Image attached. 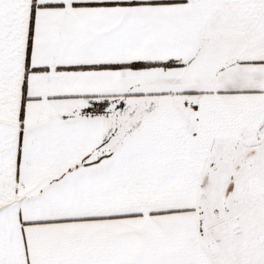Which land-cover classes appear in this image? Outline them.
Here are the masks:
<instances>
[{
	"label": "snow or ice",
	"instance_id": "obj_1",
	"mask_svg": "<svg viewBox=\"0 0 264 264\" xmlns=\"http://www.w3.org/2000/svg\"><path fill=\"white\" fill-rule=\"evenodd\" d=\"M0 264H264V0H0Z\"/></svg>",
	"mask_w": 264,
	"mask_h": 264
}]
</instances>
